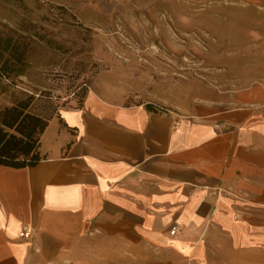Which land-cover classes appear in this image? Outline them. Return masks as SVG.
Instances as JSON below:
<instances>
[{"label": "crops", "instance_id": "1", "mask_svg": "<svg viewBox=\"0 0 264 264\" xmlns=\"http://www.w3.org/2000/svg\"><path fill=\"white\" fill-rule=\"evenodd\" d=\"M39 152L0 164V264H264V81L188 115L90 89Z\"/></svg>", "mask_w": 264, "mask_h": 264}, {"label": "rangeland", "instance_id": "2", "mask_svg": "<svg viewBox=\"0 0 264 264\" xmlns=\"http://www.w3.org/2000/svg\"><path fill=\"white\" fill-rule=\"evenodd\" d=\"M6 37L28 48L0 80L10 104L48 91L76 107L95 89L188 115L264 81V7L249 0H0Z\"/></svg>", "mask_w": 264, "mask_h": 264}, {"label": "trees", "instance_id": "3", "mask_svg": "<svg viewBox=\"0 0 264 264\" xmlns=\"http://www.w3.org/2000/svg\"><path fill=\"white\" fill-rule=\"evenodd\" d=\"M27 43L11 37L0 39V80L17 77L26 69ZM5 53V56L3 54ZM13 84L11 81L10 85ZM3 88L0 86V93ZM82 93L76 108L82 104ZM58 97L48 91L27 93L21 99L0 107V164L11 167L34 166L42 156L40 137L49 120L58 115ZM146 108L153 110L151 104Z\"/></svg>", "mask_w": 264, "mask_h": 264}, {"label": "built area", "instance_id": "4", "mask_svg": "<svg viewBox=\"0 0 264 264\" xmlns=\"http://www.w3.org/2000/svg\"><path fill=\"white\" fill-rule=\"evenodd\" d=\"M177 231L176 226L172 227L169 231L170 235H174ZM29 236V231L27 229H24L21 233H20V237H28Z\"/></svg>", "mask_w": 264, "mask_h": 264}]
</instances>
